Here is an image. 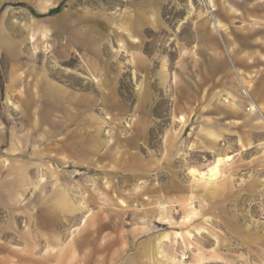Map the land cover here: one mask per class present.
<instances>
[{
	"label": "rangeland",
	"instance_id": "rangeland-1",
	"mask_svg": "<svg viewBox=\"0 0 264 264\" xmlns=\"http://www.w3.org/2000/svg\"><path fill=\"white\" fill-rule=\"evenodd\" d=\"M0 264H264V0H0Z\"/></svg>",
	"mask_w": 264,
	"mask_h": 264
},
{
	"label": "bare ground",
	"instance_id": "bare-ground-1",
	"mask_svg": "<svg viewBox=\"0 0 264 264\" xmlns=\"http://www.w3.org/2000/svg\"><path fill=\"white\" fill-rule=\"evenodd\" d=\"M218 162H219V159H217L215 163L211 167L208 168L207 172H200V176L204 177V175H207V179H210V180L213 179L216 176L217 171H218Z\"/></svg>",
	"mask_w": 264,
	"mask_h": 264
}]
</instances>
